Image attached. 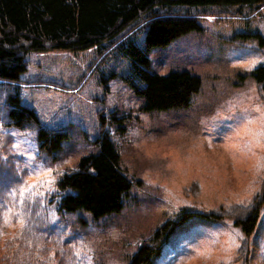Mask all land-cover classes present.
<instances>
[{"label": "rangeland", "instance_id": "1", "mask_svg": "<svg viewBox=\"0 0 264 264\" xmlns=\"http://www.w3.org/2000/svg\"><path fill=\"white\" fill-rule=\"evenodd\" d=\"M165 7L194 14L201 25V30L147 51L150 70L159 74L187 70L200 78L199 89L185 108L145 111L143 98L125 80L128 59L117 44L130 39L142 46L143 18L112 44L105 42L104 52L91 46L31 50L24 56L26 68L16 81L21 103L34 110L41 124L63 129L66 137L52 154L39 150L27 130L0 124V132L12 135L8 148L18 173L33 160L37 165L44 161V171L54 170L53 190L47 192L45 184L34 191L45 193L40 203L48 238L59 239L68 264H75L82 251L91 256V264H128L139 240L166 218L175 219L183 210L240 205L261 188L264 97L252 71L264 65V9L252 12L242 3ZM100 114L119 154V167L139 183L130 185L119 211L93 218L83 209L60 208L62 192L57 193L56 182L64 171L76 167L80 157L97 151L93 140ZM111 114L125 119L118 123ZM1 145L0 140V150ZM24 173L27 184L44 176ZM6 203L0 213V232L5 236H0V258L9 254L5 239L17 236L15 228L23 223L21 206ZM242 238L231 219L217 222L192 215L172 229L150 264H242L236 251ZM248 239L246 264H264V210Z\"/></svg>", "mask_w": 264, "mask_h": 264}, {"label": "trees", "instance_id": "2", "mask_svg": "<svg viewBox=\"0 0 264 264\" xmlns=\"http://www.w3.org/2000/svg\"><path fill=\"white\" fill-rule=\"evenodd\" d=\"M218 3L246 4L252 12L264 9V0H0V124L29 131L39 150L53 154L60 148L66 132L44 126L34 110L21 103L16 81L26 68L25 54L31 50H82L91 46L104 52L105 42L112 44L117 35L139 18L144 20L142 46L130 39L117 44L128 59L129 76L125 80L134 93L143 98L141 107L145 111L187 107L192 94L199 89L200 78L187 70H171L166 74L150 70L147 51L166 46L189 31L201 30L196 15L174 13L165 6ZM252 77L264 97L263 64L253 69ZM99 118L98 134L93 140L97 151L80 157L76 167L64 171L56 182L57 193L62 192L60 208L83 209L93 218L119 211L130 185L139 183L119 167V154L105 127L106 118L103 114ZM110 118L118 123L125 119L115 114ZM118 129L124 127L120 125ZM11 137L9 133L0 132V181L15 186L16 176L26 180L24 171L18 173L14 167L8 148ZM260 186L241 206L183 210L175 219L166 218L148 237L139 240L128 264H150L172 229L192 215L217 222L231 219L243 235L236 251L242 264H246L251 244L248 237L254 233L264 210V170ZM21 213L23 223L15 228L18 235L5 239L4 248L8 247L9 254L0 261L4 264H68L66 250H61L59 239L48 238L49 228L41 214V203L30 204L26 210L21 206ZM0 236L5 237L1 232ZM66 249H70L69 246Z\"/></svg>", "mask_w": 264, "mask_h": 264}, {"label": "snow or ice", "instance_id": "3", "mask_svg": "<svg viewBox=\"0 0 264 264\" xmlns=\"http://www.w3.org/2000/svg\"><path fill=\"white\" fill-rule=\"evenodd\" d=\"M238 119H243V117L240 116L238 117ZM230 123L231 121L225 123L224 127L228 128ZM44 169V161H42L41 164L37 165L33 160L30 164L26 165L23 171L30 172L38 177H40L41 172H44L43 178H38L32 184H27V182L23 180V176H16L15 186H13L11 183H4L0 181V213H3L4 210L8 207L6 201H12L13 207L23 206L25 210L30 204H39L41 198L45 195V193L34 191V189L44 187V185L47 184L48 188L46 191L50 193L53 190L51 188V185L55 182V176L52 175L54 170L50 167H48L46 171H44ZM50 175H52V178L48 179V176ZM22 184H27V186H22ZM15 215L16 214H13V218H15ZM0 219H2V216H0ZM213 243H215V241H213ZM83 247L84 246L81 243V248ZM75 264H91V256L88 255L87 252L82 251L76 254Z\"/></svg>", "mask_w": 264, "mask_h": 264}]
</instances>
